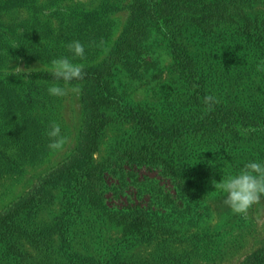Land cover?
<instances>
[{
	"label": "rangeland",
	"instance_id": "rangeland-1",
	"mask_svg": "<svg viewBox=\"0 0 264 264\" xmlns=\"http://www.w3.org/2000/svg\"><path fill=\"white\" fill-rule=\"evenodd\" d=\"M161 1L0 0V264H264V197L214 187L264 161V0H189L235 4L182 25L190 57L135 23ZM74 40L83 79L50 96Z\"/></svg>",
	"mask_w": 264,
	"mask_h": 264
},
{
	"label": "clouds",
	"instance_id": "clouds-1",
	"mask_svg": "<svg viewBox=\"0 0 264 264\" xmlns=\"http://www.w3.org/2000/svg\"><path fill=\"white\" fill-rule=\"evenodd\" d=\"M18 45H13L16 47ZM68 48L72 53V58L61 56L50 62V71L52 73L54 83L47 87V92L53 97H62L66 95L68 89L62 84H71L72 81L80 80L84 76V65L74 62L75 57H83L85 47L79 40H74L68 44ZM260 70H264V63L258 65ZM71 90L79 93L80 86L72 84ZM61 129L58 123L53 122L50 130L47 132L49 137L56 138L50 143V148H59L63 142L60 135ZM223 195V205L227 206L233 213L244 214L255 203H258L264 197V161L248 160L236 172L229 173L223 180L215 184Z\"/></svg>",
	"mask_w": 264,
	"mask_h": 264
},
{
	"label": "trees",
	"instance_id": "trees-1",
	"mask_svg": "<svg viewBox=\"0 0 264 264\" xmlns=\"http://www.w3.org/2000/svg\"><path fill=\"white\" fill-rule=\"evenodd\" d=\"M192 1V0H190ZM189 0L185 1H177L176 3L170 2L169 0H162L161 2L156 3V8L153 9L152 14L140 17L138 16L134 21L135 23L139 21H146L148 24L151 23L153 27H156V29H161L162 27H166V36L168 41L171 42L172 47L175 46L174 53L176 56L180 55L184 52V54L188 57L189 55L186 54V50L181 46V27L182 25H193V26H201L202 23L209 24V22H215L217 23L219 17L223 12H226L227 10H230V8H234V5L231 4H224V6H219L218 4L212 5L209 2L206 3H200L196 4L195 2H190ZM199 3V2H197ZM140 14V12H137ZM215 13V14H214ZM214 15V17H212ZM228 15V14H226ZM149 17V18H146ZM210 17H212L210 19ZM215 18V20L213 19ZM184 25V26H185ZM201 31H205V27L201 26ZM205 35V33H203ZM201 34V35H203ZM155 42H158V40H155ZM177 48V49H176ZM190 57V56H189ZM192 59V58H191ZM175 65V64H174ZM34 75L48 80H54L51 72H37ZM83 79V78H82ZM80 79V80H82ZM88 102L87 99H84V103ZM152 165V164H149ZM152 166H149L148 169H151ZM94 176V172L91 173V176L88 178H92ZM95 176H98L97 173H95ZM51 177V176H50ZM145 178V176H143ZM143 178H140L141 181H143ZM140 182V181H139ZM137 182V184H139ZM14 207V205H13ZM14 208H17L14 207ZM4 224L3 222H0V225Z\"/></svg>",
	"mask_w": 264,
	"mask_h": 264
}]
</instances>
